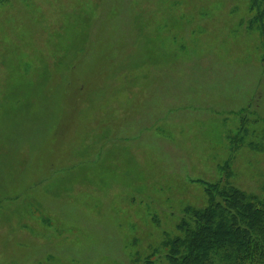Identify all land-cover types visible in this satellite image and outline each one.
<instances>
[{
    "label": "rangeland",
    "instance_id": "obj_1",
    "mask_svg": "<svg viewBox=\"0 0 264 264\" xmlns=\"http://www.w3.org/2000/svg\"><path fill=\"white\" fill-rule=\"evenodd\" d=\"M262 11L0 0V264H165L205 183L264 200Z\"/></svg>",
    "mask_w": 264,
    "mask_h": 264
},
{
    "label": "trees",
    "instance_id": "obj_2",
    "mask_svg": "<svg viewBox=\"0 0 264 264\" xmlns=\"http://www.w3.org/2000/svg\"><path fill=\"white\" fill-rule=\"evenodd\" d=\"M252 7L263 8L264 17V0H252ZM230 175L205 183L207 206L184 209L179 233L163 242L165 264H264V200L230 185Z\"/></svg>",
    "mask_w": 264,
    "mask_h": 264
}]
</instances>
